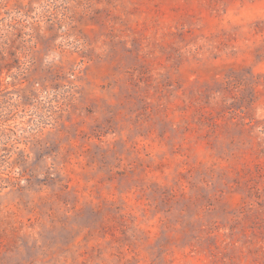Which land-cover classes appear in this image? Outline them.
<instances>
[{
	"label": "rangeland",
	"instance_id": "374dc122",
	"mask_svg": "<svg viewBox=\"0 0 264 264\" xmlns=\"http://www.w3.org/2000/svg\"><path fill=\"white\" fill-rule=\"evenodd\" d=\"M0 264H264V0H0Z\"/></svg>",
	"mask_w": 264,
	"mask_h": 264
}]
</instances>
